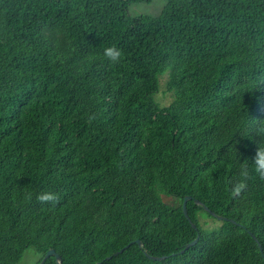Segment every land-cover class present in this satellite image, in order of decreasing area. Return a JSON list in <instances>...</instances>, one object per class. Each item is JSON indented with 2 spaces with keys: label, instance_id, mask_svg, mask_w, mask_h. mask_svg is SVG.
Masks as SVG:
<instances>
[{
  "label": "trees",
  "instance_id": "16d2710c",
  "mask_svg": "<svg viewBox=\"0 0 264 264\" xmlns=\"http://www.w3.org/2000/svg\"><path fill=\"white\" fill-rule=\"evenodd\" d=\"M151 1L0 0V264H264V0Z\"/></svg>",
  "mask_w": 264,
  "mask_h": 264
},
{
  "label": "rangeland",
  "instance_id": "374dc122",
  "mask_svg": "<svg viewBox=\"0 0 264 264\" xmlns=\"http://www.w3.org/2000/svg\"><path fill=\"white\" fill-rule=\"evenodd\" d=\"M167 1L168 0H152L150 3H135L130 6L129 13L132 16H157L161 13ZM167 81V74H164L160 77L159 91L155 95L156 100L160 103L161 106H167L173 100V94L168 90ZM163 198L166 202L172 205H179L181 202L179 199H176L174 197H168L164 195ZM202 221H207L209 227H216L221 224L218 219L209 218L206 216H203ZM40 257L41 255L36 251V249L34 247H30L25 251L19 264H37Z\"/></svg>",
  "mask_w": 264,
  "mask_h": 264
},
{
  "label": "water",
  "instance_id": "95a60500",
  "mask_svg": "<svg viewBox=\"0 0 264 264\" xmlns=\"http://www.w3.org/2000/svg\"><path fill=\"white\" fill-rule=\"evenodd\" d=\"M192 199V196L191 195H187L184 200H183V212L186 216V218L191 222L192 226L197 229V225L192 221L189 213H188V209H187V202L189 200ZM195 202L199 205H201L206 211L210 212L213 216H215L217 219L219 220H230L232 222H235L233 219H229L223 215H219V214H216L215 212L211 211L209 207H207L204 203H202L200 200L196 199ZM250 234L258 241V239L256 238V236L250 232ZM200 239V234L197 235V237L189 242L185 248L183 250H181L180 252L183 253L185 250H187L188 248H190L191 246L195 245ZM136 242L139 244L140 247H142V242L140 240H136ZM133 242H130L129 244H127L126 246H124L123 248H121L120 250L114 252L112 255H109L107 256L104 260H110L113 256H117L119 255L120 253L124 252V250H126L128 247H130V245L132 244ZM258 244H259V247H260V250H261V253L263 255V258H264V253H263V249H262V245L261 243H259L258 241ZM145 253L151 258V259H154V260H163L165 258H167L168 256L164 255V256H152V255H149L148 252L145 251ZM51 256H55L56 258V262L57 264H63V260H62V257L60 256L59 253L56 252L55 249L51 248L49 249L45 254L44 256L42 257L41 261L39 262V264H44L45 261L51 257ZM97 264H101V262H98Z\"/></svg>",
  "mask_w": 264,
  "mask_h": 264
},
{
  "label": "clouds",
  "instance_id": "9594fccd",
  "mask_svg": "<svg viewBox=\"0 0 264 264\" xmlns=\"http://www.w3.org/2000/svg\"><path fill=\"white\" fill-rule=\"evenodd\" d=\"M105 54L111 57L113 60L119 59L120 52L119 50L109 47L105 50ZM256 170L264 174V148L258 150V155L256 157ZM53 198L52 193H42L40 195L41 200H49Z\"/></svg>",
  "mask_w": 264,
  "mask_h": 264
}]
</instances>
